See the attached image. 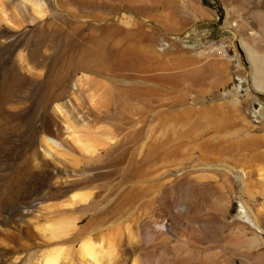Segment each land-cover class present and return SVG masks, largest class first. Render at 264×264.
<instances>
[{
	"label": "rangeland",
	"instance_id": "obj_1",
	"mask_svg": "<svg viewBox=\"0 0 264 264\" xmlns=\"http://www.w3.org/2000/svg\"><path fill=\"white\" fill-rule=\"evenodd\" d=\"M263 57L264 0H0V264H264Z\"/></svg>",
	"mask_w": 264,
	"mask_h": 264
},
{
	"label": "bare ground",
	"instance_id": "obj_2",
	"mask_svg": "<svg viewBox=\"0 0 264 264\" xmlns=\"http://www.w3.org/2000/svg\"><path fill=\"white\" fill-rule=\"evenodd\" d=\"M37 13L41 14L40 12H37ZM241 45H242L243 49L250 48L248 46V44H246V43H241ZM262 59H264V57ZM230 60L232 61L233 57H231ZM252 79H253L254 84L257 87L255 89L256 92L264 93V61L258 60V59L254 60V68H253ZM56 113L60 117L62 116V112L60 111L59 108H56ZM46 141L47 142L45 143V146L47 147L48 151L51 148H53L54 146L56 147V142H54L53 140L48 139ZM263 175L264 174L262 172L260 174L259 178L260 179L263 178L264 177ZM243 176L244 177L246 176L245 172H243ZM260 212H262V211H260ZM241 213H243V214L246 213V210H245V208L243 206L241 207ZM16 218H17V214L14 213L10 217H8L6 220L4 219L7 222H14V224L16 225V228H14L13 231H11V232H6L5 230L0 231V243H3L6 240H8V242L11 244L9 252H12L14 254L17 252V249L20 246L21 247L25 246L27 248H30L32 246V244H33L34 237H35L33 231H31L30 227H28L27 231H26L27 241L22 243V241L20 239V235H19V231H20V229L18 228L19 224L17 225V219ZM256 221H255V227L258 226ZM62 225L59 226L56 223L55 224H50L47 227H44L43 231L46 234L48 233V236L51 237L50 239H57V238L62 237L63 233H65L64 230H65L66 227L62 226ZM257 228H259V227H257ZM259 230L262 232V229H259ZM81 253H82V256L86 259L84 264H97V262H98L97 261V253L93 249L92 245H90L89 243H85L82 246ZM63 257H64L63 252L60 251V250H56V251L51 252L49 255H46V257H44V259H43V261L41 263L42 264H60V261L62 260Z\"/></svg>",
	"mask_w": 264,
	"mask_h": 264
},
{
	"label": "built area",
	"instance_id": "obj_3",
	"mask_svg": "<svg viewBox=\"0 0 264 264\" xmlns=\"http://www.w3.org/2000/svg\"><path fill=\"white\" fill-rule=\"evenodd\" d=\"M230 47L226 42L214 43L207 48V54L214 57H227ZM234 60V58H233Z\"/></svg>",
	"mask_w": 264,
	"mask_h": 264
}]
</instances>
